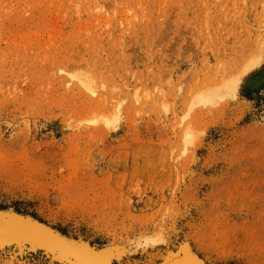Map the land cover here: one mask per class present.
<instances>
[{
    "label": "rangeland",
    "instance_id": "374dc122",
    "mask_svg": "<svg viewBox=\"0 0 264 264\" xmlns=\"http://www.w3.org/2000/svg\"><path fill=\"white\" fill-rule=\"evenodd\" d=\"M0 210L114 264H264V0H0Z\"/></svg>",
    "mask_w": 264,
    "mask_h": 264
},
{
    "label": "water",
    "instance_id": "95a60500",
    "mask_svg": "<svg viewBox=\"0 0 264 264\" xmlns=\"http://www.w3.org/2000/svg\"><path fill=\"white\" fill-rule=\"evenodd\" d=\"M12 217V219H10ZM39 247L41 252L50 254L59 262L65 264H112L115 252L108 249H96L86 244L71 240L35 219L16 213L0 210V246ZM47 251V252H46ZM50 252V253H48ZM111 257V261L107 258ZM194 263L201 262L198 257L189 254ZM187 258V259H188ZM185 259L184 261H180ZM179 261V262H178ZM178 262V263H176ZM186 255L182 258L164 264H185ZM202 264V262H201Z\"/></svg>",
    "mask_w": 264,
    "mask_h": 264
},
{
    "label": "bare ground",
    "instance_id": "6f19581e",
    "mask_svg": "<svg viewBox=\"0 0 264 264\" xmlns=\"http://www.w3.org/2000/svg\"><path fill=\"white\" fill-rule=\"evenodd\" d=\"M10 219H12V217H10ZM44 225H45V224H44ZM76 242H77V241H76ZM122 246H123V245H122ZM184 246H185V245H184ZM184 246H183V247L181 246V247H182V248H185ZM4 247H7V246H3V245L0 246V248H2V249H3ZM8 247H15V248L17 247V248H20V249H28V248H25V247H22V246H8ZM115 247H116V246H115ZM181 247H180V248H181ZM186 248H187V247H186ZM186 248H185V249H182L183 251L180 250L181 253H179V256H181V254H185V255H186V262H187V263H185V264H192L193 260L188 258L189 254H191V252L189 253V249H186ZM28 250H31V251H33V252L41 251V249H39V247H36V246H32V247L29 248ZM109 250H111V249H109ZM115 250H116V248H115ZM121 251H122V250H121ZM46 252H47V251H46ZM48 253H50V252H48ZM122 253H123V252H122ZM50 254L53 255L54 253H50ZM168 254H169V253H168ZM169 255H170V254H169ZM169 255H168V256H169ZM172 255H173V254H172ZM174 255H175V254H174ZM185 255H184V256H185ZM192 255H193V254H192ZM54 256H57V255L54 254ZM121 256H122V254H121ZM121 256L118 257V259L121 258ZM168 256H167V257H168ZM179 256L176 255V256H173V257H174V258H173V257H171V255H170L168 259H167V257H166V259H165V258H164V259H165L166 261H167V260L170 261V259H172V258L175 259V258H177V257H179ZM184 256H183V257H184ZM187 258H188V259H187ZM107 259H108L109 261H111V263H112V259H111L110 255H109V257H108ZM184 260H185V259H182V260H180V261L182 262V261H184ZM172 261H173V260H172ZM174 261H175V260H174ZM178 262H179V261H178ZM178 262H176V263H178ZM201 262H202V264H207V263H204V261H201ZM201 262H200V263L197 262V263H194V264H201ZM76 263H77V261L75 260L74 264H76ZM166 263H167V262H166ZM112 264H114V263H112Z\"/></svg>",
    "mask_w": 264,
    "mask_h": 264
}]
</instances>
